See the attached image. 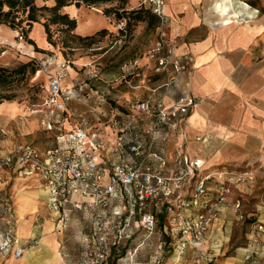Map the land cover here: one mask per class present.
I'll use <instances>...</instances> for the list:
<instances>
[{"label":"crops","instance_id":"crops-1","mask_svg":"<svg viewBox=\"0 0 264 264\" xmlns=\"http://www.w3.org/2000/svg\"><path fill=\"white\" fill-rule=\"evenodd\" d=\"M39 2V5L54 4L53 0ZM120 3V0H112L96 7L71 4L64 6L62 11L76 19L74 33L85 36L100 29L117 30L113 18L104 15L102 9ZM121 6L136 8V0H123ZM163 12L167 36L177 43L178 51L192 57L190 73L182 74L178 83L167 86V76L154 69L145 53L131 62L126 89L117 88L119 82L113 71H103L98 76L100 85L96 83L93 89L91 81L78 83L82 77L87 78L86 69L81 75L70 65L68 75L61 81L63 95L55 108L47 106L23 116V107L17 101H0V153L11 149L15 135L41 134L43 130L56 132L50 146L31 142L40 151L69 147L72 144L68 137L70 131L82 126L96 134L103 144V160L99 167L106 179L113 164L130 159V143L137 139L148 140L154 118L139 111L138 102L156 97L170 105L186 92L196 96L198 101L178 130L156 128L154 149L164 148L166 170L174 167L175 145L182 141L197 170L264 166V15L255 14L240 0H165ZM234 15L251 16L252 19L242 23L229 22ZM34 24L46 44L43 26L39 22ZM17 35L18 31L0 25V37L7 38V44L12 47L24 49L27 61L44 59L45 53L14 40ZM155 36L156 26L154 39ZM107 53L108 50H104L98 57L97 54L93 56L101 58L99 64L104 66L108 62ZM54 57L58 61L64 59L62 55L55 54ZM91 57H79L73 65L82 69L92 61ZM54 68L51 63L45 69H39L32 78L46 76V86ZM68 101L80 103L79 109L73 110L80 117V123L74 127L69 125V128L65 126L68 125L65 114L72 111V107L66 106ZM147 161L157 164L151 157ZM209 187L213 196L214 184ZM260 191V179L232 189L206 234L205 247L216 255V264L264 263V230L256 229L258 224L264 228V197L258 193ZM240 197L244 215L253 214V221L236 219L233 204ZM47 201V189L37 173L21 175L16 170L0 171V223L3 224L0 225V239L10 230L18 237L21 249L19 257L12 251H0V264H82L84 249L75 248L72 238L83 240L89 232L88 226L82 224L78 231L63 233L72 221L83 219L82 212L68 205L63 228L57 224L58 215L48 209ZM240 223L241 241L234 237V229ZM141 235L142 230L138 229L133 245ZM157 236L153 235L151 241L155 242ZM166 259V264H193V251L188 249L186 255L177 260Z\"/></svg>","mask_w":264,"mask_h":264},{"label":"built area","instance_id":"built-area-1","mask_svg":"<svg viewBox=\"0 0 264 264\" xmlns=\"http://www.w3.org/2000/svg\"><path fill=\"white\" fill-rule=\"evenodd\" d=\"M164 4L165 0H136L133 9H147L157 18L156 36L146 57L157 72L167 76L169 86L178 83L182 74L192 71V57L178 51L177 43L167 36ZM250 19L251 16L234 15L229 22ZM114 26L124 31L125 21H117ZM51 63L55 68L45 86V103L55 108L63 95L61 81L68 75L70 60L58 61L48 56L38 65L45 69ZM197 101L196 96L186 92L170 105L156 97L139 101L137 109L154 118L148 140L130 143V159L113 164L106 179L99 167L103 144L96 134L82 126L70 131L69 147L42 152L31 142L14 143L9 151L0 153V171L37 173L47 189V207L58 215L57 224L61 227L66 222L68 205L87 217L90 229L84 238L82 264H166V257L172 261L180 259L188 249L193 251V264H216V255L205 247L206 234L233 188L260 179L264 197V166L197 170L182 141L175 145L174 167L166 170L164 148L154 149L156 128L178 130ZM120 152L124 151L120 149ZM148 157L157 164L148 162ZM209 184H214L213 196ZM233 206L236 219H245L241 197ZM138 229L142 235L133 245ZM256 229L264 230L261 224ZM155 234L157 240L152 242ZM18 243V237L8 230L0 239V251H12L19 257Z\"/></svg>","mask_w":264,"mask_h":264},{"label":"rangeland","instance_id":"rangeland-1","mask_svg":"<svg viewBox=\"0 0 264 264\" xmlns=\"http://www.w3.org/2000/svg\"><path fill=\"white\" fill-rule=\"evenodd\" d=\"M37 1V4H40L39 0ZM240 1H242V5L246 6L249 10H254L255 14L264 15V0ZM113 30L114 31H108L105 36L98 39L94 44L91 45V47H85L77 42H73L72 40H68L69 46L62 47L61 42L63 34L59 32L55 26L51 27V41L53 42L52 44L47 41L46 35H44L46 44H43L41 40V32L37 24L32 25L29 37L35 41L37 47L40 50L44 51V58L48 56H54L55 54L62 55L64 59L70 60L71 67H73L79 73H83V70L86 69L85 76L87 78L84 79L85 77H82L80 80H78V83L81 84L83 82L91 81V87L95 89L96 83H98V86L100 85V79L98 76H100L103 71H113L114 76L118 79L119 82L117 88L126 89V80H128V78L131 76L129 74V66L134 59L142 58L145 55L146 50L151 46L154 40V27L148 26L147 22L143 21L133 24L132 28L130 30H127L126 32H121L115 29ZM13 39L17 42H22L25 47H33L19 35V32L17 36L13 37ZM0 42H2L1 39ZM42 46L45 49H42ZM104 50H108V62L106 65L102 66L101 64H99V62H101V58L97 57L99 56V53ZM3 51H5L4 54ZM93 55H96L97 57ZM85 56H92L90 58L92 61L87 63V65L82 67V69L77 67V65H73V61L79 59V57ZM22 62H27V53L26 51H24V49L20 47H12L5 42L0 43V66L13 68ZM38 63L39 62L37 61L35 65L39 70L41 68H39ZM38 70H36V72ZM36 72L34 74H27L24 77L21 75H14L10 83H0V100L4 101L6 100L5 97L10 96L12 100L17 101L22 105L24 110L23 116H27V114L32 113L33 110L44 107L46 108L48 106L45 103L46 94L44 85L46 84V76L42 75L37 77L36 79H33L32 77L36 74ZM107 86L110 87L109 84ZM66 106L72 107V111L70 110L72 113L68 112L65 114L68 123V125L65 124V126H67L68 128L69 125L74 127L75 125H78L80 123V117L77 115V112L73 110L74 108H77L76 110H78L80 107V103L76 102V104H72L71 101H68ZM54 132H56V130H43L41 134L36 133L28 136L15 135L12 141L14 143L20 141H29L34 144H36V142H40L43 146H47L48 144V146H50L53 144V141L55 139ZM258 193L261 194V191ZM76 215L78 216L79 213H76ZM82 216L83 219L81 221H72V223L67 225L66 229L63 230V233L67 231H78L79 227L82 224L84 226L87 225L89 231L90 223L83 213ZM0 225L3 224L0 223ZM62 227L64 228V226ZM234 232V237L239 238V240L241 241V223L238 227H235ZM72 242L75 248L79 250L80 248L84 249V239L79 240L77 237H74L72 238Z\"/></svg>","mask_w":264,"mask_h":264},{"label":"trees","instance_id":"trees-1","mask_svg":"<svg viewBox=\"0 0 264 264\" xmlns=\"http://www.w3.org/2000/svg\"><path fill=\"white\" fill-rule=\"evenodd\" d=\"M44 2L47 0H43ZM54 4L41 5L36 3V0H0V25H6L11 29L18 30L19 35L24 38L26 42L33 46L34 51L44 52L40 50L35 41L29 37L32 25L35 22L41 23L44 28L46 39L51 44L52 33L51 27L63 34L62 47L69 46L68 40L77 42L85 47H91L98 39L102 38L108 33L107 29H100L91 35L81 36L74 33L76 28V19L71 17L67 12H63L62 8L66 5L80 6H97L102 3H107L112 0H53ZM116 7L103 8L104 15L113 18V22L125 21V27L121 32H126L132 28V25L137 22L146 21L148 26H156L157 18L151 11L143 8L139 9H125L121 4ZM37 61L32 58L27 62H22L13 68L0 66V83H10L14 75L26 76L27 74H34L38 68L35 63ZM10 100L11 97H5ZM1 101V100H0ZM253 214L245 216L247 221L251 220Z\"/></svg>","mask_w":264,"mask_h":264},{"label":"bare ground","instance_id":"bare-ground-1","mask_svg":"<svg viewBox=\"0 0 264 264\" xmlns=\"http://www.w3.org/2000/svg\"><path fill=\"white\" fill-rule=\"evenodd\" d=\"M225 13L227 14V12H226V11H225ZM233 14H234V13H233ZM0 39H1V41H2V42H5V43H7V42H6V41L8 40L7 38H5V37H0ZM11 42H12V41H11ZM11 42H10V43H11Z\"/></svg>","mask_w":264,"mask_h":264}]
</instances>
